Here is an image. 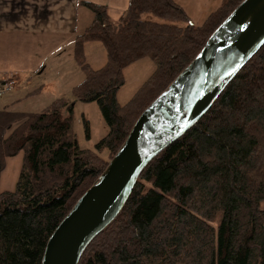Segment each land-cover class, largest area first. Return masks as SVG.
<instances>
[{"label":"trees","instance_id":"obj_1","mask_svg":"<svg viewBox=\"0 0 264 264\" xmlns=\"http://www.w3.org/2000/svg\"><path fill=\"white\" fill-rule=\"evenodd\" d=\"M240 1L222 0L201 26L173 0H129L116 21L106 7L79 2L92 20L73 43L84 78L72 96L95 102L108 128L96 150L116 154L142 111ZM92 42L106 56L97 70L84 57ZM145 58L154 71L119 105L123 70ZM66 106L58 99L39 113L0 110V175L6 159L22 154L15 189L0 193V264H41L49 236L100 177L98 160L78 145ZM83 126L88 137V122ZM263 206L264 45L208 112L142 171L119 215L78 264H264Z\"/></svg>","mask_w":264,"mask_h":264},{"label":"water","instance_id":"obj_2","mask_svg":"<svg viewBox=\"0 0 264 264\" xmlns=\"http://www.w3.org/2000/svg\"><path fill=\"white\" fill-rule=\"evenodd\" d=\"M264 45V0H243L200 52L137 118L98 180L49 236L41 264H78L119 215L140 174L211 108Z\"/></svg>","mask_w":264,"mask_h":264},{"label":"crops","instance_id":"obj_3","mask_svg":"<svg viewBox=\"0 0 264 264\" xmlns=\"http://www.w3.org/2000/svg\"><path fill=\"white\" fill-rule=\"evenodd\" d=\"M80 1L106 7L114 21L126 12L129 3V0H0V83L10 79L15 82V89L0 99V110L38 112L59 97L65 74L64 51L69 55L74 38L92 20L89 10L79 6ZM39 48H48L50 52L39 58L34 53Z\"/></svg>","mask_w":264,"mask_h":264},{"label":"rangeland","instance_id":"obj_4","mask_svg":"<svg viewBox=\"0 0 264 264\" xmlns=\"http://www.w3.org/2000/svg\"><path fill=\"white\" fill-rule=\"evenodd\" d=\"M242 1L243 0H241L240 3ZM174 2L183 9V11L186 13L192 24H194L195 26H201L205 22L207 16L210 13L217 10V8L221 5L222 0H174ZM240 3H238L230 11V13ZM91 17L92 16L90 14V18ZM87 23H89V20L86 22V24ZM179 26L183 27L184 25L179 24ZM85 30L86 29L80 32L77 36L83 34ZM87 44H89V46H87L85 51V46ZM49 52L50 49L48 48L45 49L39 48L37 49V51H34L35 56L38 55L39 58L48 55ZM84 57L90 68L93 70H97L101 68L104 65L106 59L105 51L103 47L96 42L86 43L84 45ZM62 59H63L62 70L63 72H65V74H63V79H62L63 82L61 84L62 88L59 95H57L59 96L57 98L62 99V101H64L67 104L65 110H67V108L72 109V114H73L72 129L76 136L78 145L81 149L88 150L94 155V157L98 160L99 165L101 166V171H102L101 174H102L105 171L108 163L115 155V154L113 155V153L108 151L106 148H102L99 151L96 150V145L99 143V141L102 138H104L107 135L108 128L104 120L102 119L95 102L82 103L77 101L72 96V90L84 78L82 71L80 70L79 66L76 64L73 58V45L71 46V49H69V55H67V53H65L64 51ZM72 67L74 69L73 73L70 72V68ZM154 68H155L154 64L149 59L145 58L131 64L130 66L126 67L123 70L124 85L118 90L116 95L119 105L123 106L130 100V98L134 95V93L138 90V88L149 78V76L154 71ZM14 86L15 83L13 85V88ZM57 98L55 99L58 100ZM46 101H48V99H46ZM39 112L41 111L33 112V113H39ZM83 120L87 121L89 124L88 137H86V134L84 132ZM5 161H6V165L4 168L5 170L2 171L0 175V193L12 192L15 189L22 163V154L20 153L17 156L8 158ZM96 181H94V183Z\"/></svg>","mask_w":264,"mask_h":264},{"label":"built area","instance_id":"obj_5","mask_svg":"<svg viewBox=\"0 0 264 264\" xmlns=\"http://www.w3.org/2000/svg\"><path fill=\"white\" fill-rule=\"evenodd\" d=\"M14 83L11 79L0 83V99L12 90Z\"/></svg>","mask_w":264,"mask_h":264}]
</instances>
